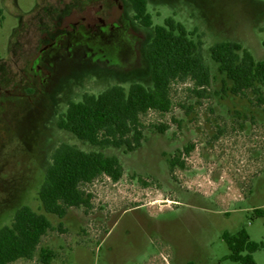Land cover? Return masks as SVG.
Returning a JSON list of instances; mask_svg holds the SVG:
<instances>
[{"label": "rangeland", "instance_id": "374dc122", "mask_svg": "<svg viewBox=\"0 0 264 264\" xmlns=\"http://www.w3.org/2000/svg\"><path fill=\"white\" fill-rule=\"evenodd\" d=\"M99 1L0 0V228L22 206L43 212L38 193L62 143L117 156L124 167L118 182L102 177L83 186L93 196L89 210L47 215L52 229L34 259L13 264H42V249L54 252L52 264H238L229 259L225 232L245 229L264 243V107L223 91L225 76L209 50L235 41L264 61V0H148L154 25L174 17L203 35L212 84L206 98H197L191 81L176 82L171 112L142 117L145 138L133 152L92 146L57 126L68 103L85 93L153 86L147 45L154 28L133 19L129 1L132 21L107 38L104 61L62 53L54 68L45 67L52 74L46 85L27 82L35 56L67 45L76 14ZM163 124L165 133L157 129ZM175 157L184 168L171 170ZM255 259L264 264V248Z\"/></svg>", "mask_w": 264, "mask_h": 264}, {"label": "trees", "instance_id": "16d2710c", "mask_svg": "<svg viewBox=\"0 0 264 264\" xmlns=\"http://www.w3.org/2000/svg\"><path fill=\"white\" fill-rule=\"evenodd\" d=\"M128 1L133 19L143 28H154V37L147 45L153 86L134 83L125 89L113 85L97 95L85 93L82 100L68 103L57 126L92 146L125 147L133 152L145 138L142 117L150 112H171L172 87L176 82L191 81L195 97L206 98L212 76L204 57L202 34L188 31L174 17L166 18L163 25H154L148 0ZM209 51L219 73L225 76L223 91L237 97L252 96L251 104L264 107V61H258L235 41L217 42ZM157 129L165 133L169 126L163 124ZM192 149L194 146L189 145L184 151L190 153ZM169 165L174 170L178 166L184 168L185 162L175 157L169 160ZM123 175L124 167L117 156L62 143L52 155L38 193L43 212L22 206L12 222L0 228V264L33 260L43 237L52 229L47 215L64 218L72 208L89 210L93 196L83 186L102 177L118 182ZM223 240L230 250L229 259L238 264H257L255 253L264 248V243L252 240L245 229L235 234L225 232ZM54 256L53 251L42 249L39 259L42 264H52Z\"/></svg>", "mask_w": 264, "mask_h": 264}, {"label": "flooded vegetation", "instance_id": "af4514ba", "mask_svg": "<svg viewBox=\"0 0 264 264\" xmlns=\"http://www.w3.org/2000/svg\"><path fill=\"white\" fill-rule=\"evenodd\" d=\"M127 22L129 23L119 0H111L107 6L101 2L98 8H92L83 14L78 12L74 18L67 45L53 44L35 56L30 68L34 73L27 82L46 85L52 74L45 67L54 68L55 63L63 56L62 53L68 54L71 59H74L80 56L83 48H86L90 52L88 56L97 59L105 58V55L101 56L99 52L107 51L106 48L109 47L107 38L114 37L116 31L121 29V24ZM31 78L33 79L31 80Z\"/></svg>", "mask_w": 264, "mask_h": 264}, {"label": "crops", "instance_id": "0c3cea01", "mask_svg": "<svg viewBox=\"0 0 264 264\" xmlns=\"http://www.w3.org/2000/svg\"><path fill=\"white\" fill-rule=\"evenodd\" d=\"M126 1H127V0H119L120 4H121L122 7H123L124 15H125ZM99 2H102L103 4H105L104 0H101V1H99ZM108 4H109V2H107V3L105 4V6H107ZM125 18H126L128 21L131 20V19L127 18L126 15H125ZM131 21H132V20H131ZM117 51L119 52L120 55H122V54L127 55V53H126V51H125L124 49H120V50H117ZM89 53H90V52H88V51L86 50V48H83V49L81 50V55H82V56L84 55V57L87 58L86 60H93V61L97 62V61H101V60L104 61V59H105V58L97 59V58H94V57H90V56H88V55H90ZM105 54H107V52H99V55H101V56H103V55H105ZM124 60H125V59H124Z\"/></svg>", "mask_w": 264, "mask_h": 264}]
</instances>
